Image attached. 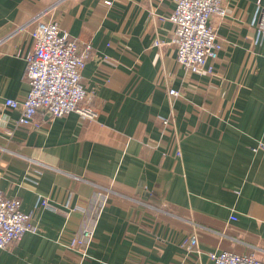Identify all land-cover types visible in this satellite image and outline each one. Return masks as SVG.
<instances>
[{"label":"crops","instance_id":"0c3cea01","mask_svg":"<svg viewBox=\"0 0 264 264\" xmlns=\"http://www.w3.org/2000/svg\"><path fill=\"white\" fill-rule=\"evenodd\" d=\"M105 1L0 0V189L39 226L0 248V264H214L220 250L264 260V0H228L212 17L223 48L201 75L177 60L174 0ZM38 20L92 42L82 82L95 119L42 111L39 127H16L20 110L4 102L29 93ZM85 226L83 254L68 242Z\"/></svg>","mask_w":264,"mask_h":264},{"label":"built area","instance_id":"2783aa9c","mask_svg":"<svg viewBox=\"0 0 264 264\" xmlns=\"http://www.w3.org/2000/svg\"><path fill=\"white\" fill-rule=\"evenodd\" d=\"M61 1L57 0L58 3ZM174 1L175 9L168 18L175 25L171 41L176 46L178 62L200 75L213 73V65L208 61L217 59L223 44L210 21L213 16H226L228 0ZM105 2L111 4L110 0ZM259 31L264 33V6L261 7ZM31 34L33 48L27 55L26 69L29 93L23 100L7 98L4 102L6 106L20 110L16 127L30 124L39 127L42 120L38 119V114L42 111L50 112L52 117L77 112L95 119L98 113L90 103V93L82 82L83 71L93 52L92 42L71 36L56 21L38 20ZM163 43L156 41L158 45ZM169 93L174 100L180 94L174 88ZM168 122L169 118L163 119L164 124ZM258 148H264V143H259L255 150ZM39 205L50 207L51 203L48 197H42ZM98 210L96 208V212ZM38 231L35 217L22 210L21 200L8 197L0 189V248L19 241L26 232ZM93 237L94 227L85 226L72 235L68 246L86 254ZM198 244L199 236L192 232L184 239L182 247L191 251ZM209 256L214 264H264V260L254 253L220 250L209 251Z\"/></svg>","mask_w":264,"mask_h":264},{"label":"water","instance_id":"95a60500","mask_svg":"<svg viewBox=\"0 0 264 264\" xmlns=\"http://www.w3.org/2000/svg\"><path fill=\"white\" fill-rule=\"evenodd\" d=\"M43 110H46V109H45V108H43ZM48 114H49V115H51V113H50V112H48Z\"/></svg>","mask_w":264,"mask_h":264}]
</instances>
